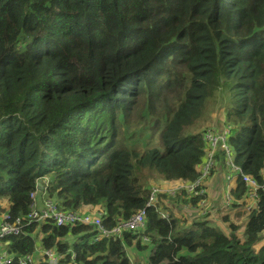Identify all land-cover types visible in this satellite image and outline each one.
<instances>
[{"label":"trees","instance_id":"1","mask_svg":"<svg viewBox=\"0 0 264 264\" xmlns=\"http://www.w3.org/2000/svg\"><path fill=\"white\" fill-rule=\"evenodd\" d=\"M144 116L159 141L139 151L123 126ZM209 125L229 131L234 163L263 184L264 0H0V213L23 225L6 240L11 264H49V249L60 264H264L263 187L253 197L236 175L206 216L184 188L161 187L146 207L159 180L202 176ZM214 158L205 190L230 169L225 149ZM40 183L108 229L143 209L146 224L98 242L89 225L27 224Z\"/></svg>","mask_w":264,"mask_h":264},{"label":"built area","instance_id":"2","mask_svg":"<svg viewBox=\"0 0 264 264\" xmlns=\"http://www.w3.org/2000/svg\"><path fill=\"white\" fill-rule=\"evenodd\" d=\"M229 131L224 130L223 132L215 133L212 130H208L205 133V139L208 142V148H210L208 153V161L205 163V167L203 168L202 176L193 183H186L181 188L187 189L191 195L204 197L205 190L202 186V180L205 176L209 174L211 169L213 168L215 162V151L217 148L221 147L225 149L227 154L226 165L230 168V176L238 175L242 178L243 182L247 187H253L254 193L251 196L256 197L257 190L259 188H264L263 184L257 182L256 179L252 178L250 175L244 173L243 169L234 163L232 156V148L227 143V136ZM47 183V181H46ZM37 192H40L43 197V202H38ZM159 192L158 188L154 189V193L152 194L153 200H155V195ZM31 198L33 200L32 210L27 215L28 223L33 222H45L49 224H54L57 227L64 225H75V224H85L89 225L97 231V234L92 239V242L101 241L104 238L110 237H121L124 230H135L141 227H144L146 224V210H141L131 216L127 221L119 223L117 226L112 229H108L104 225V218L101 216L102 214L95 213H85L79 214L76 212L64 211L61 207L51 198L48 197L46 192V185L39 184L38 191H34L31 194ZM203 201V202H202ZM204 200H201V205L203 206ZM207 214L206 210H202ZM163 216H167L165 213ZM22 219L19 217L16 220H11L9 214L4 215V219L0 223V245L2 244L4 247L0 249V264H11L14 260V257L10 254L8 250L9 242L6 241L9 236L19 235L22 231ZM46 258L49 264H60V257L55 253V251L49 249L45 250L41 255ZM35 261L32 257L27 256L20 260V264H34Z\"/></svg>","mask_w":264,"mask_h":264},{"label":"rangeland","instance_id":"3","mask_svg":"<svg viewBox=\"0 0 264 264\" xmlns=\"http://www.w3.org/2000/svg\"><path fill=\"white\" fill-rule=\"evenodd\" d=\"M217 115H219V113ZM219 116H221V115H219ZM132 120H134V121L129 126H126V125L123 126L124 127V133H125V142L130 148H134V149H137L139 151H145L149 148H152V147L158 145V141H159L158 136L153 135V128L149 122V116H144L143 120H139L136 118H134ZM207 129L212 130V126L209 125V127ZM218 131H219V129H218ZM204 167H205V165H204ZM45 179L48 182L49 178L46 177ZM231 183L233 184V186L236 185L235 181H232ZM183 185H185V184L184 183L173 184V183L167 182L165 180H159L157 182V184L152 188L151 194L154 193L155 188H158L159 192L161 190L160 187L178 188L177 191H179ZM1 203L5 209L8 208V202L6 199L1 200ZM237 209H243V208L241 207V205H239V206H237ZM2 214L3 213H0V221L2 220ZM200 214H201V216H206V213L204 211H202ZM4 215H3V217H4ZM214 215H213V217L215 220L217 218H219V216H220L219 219H222V221L225 223V221L222 218V215H223L222 212H221V215L220 214L218 216H214ZM234 217H236L235 214L232 216V218H234ZM211 219H212L211 224L220 226L222 229L225 230L224 224H217V222L213 218H211ZM235 221L237 223H240L241 225H243L244 224L243 221H246V216H244V217L240 216L239 219H235ZM239 235H241V232ZM263 246H264V243H260V245L258 247L262 248ZM135 257H137L139 260L142 259V257L138 256V255H135Z\"/></svg>","mask_w":264,"mask_h":264},{"label":"crops","instance_id":"4","mask_svg":"<svg viewBox=\"0 0 264 264\" xmlns=\"http://www.w3.org/2000/svg\"><path fill=\"white\" fill-rule=\"evenodd\" d=\"M224 131V130H223ZM222 132V131H221ZM225 167V166H224ZM219 168L217 170V172L215 173V171L211 174V176L209 178H207L203 184L206 187L205 190V196H204V203L203 206H205L208 210L212 205H215V203L217 202L216 206L218 207H222L221 202H223V198L224 196H229L230 194V189L233 187V184L231 183L232 181L235 180L236 175H232L231 178H228L231 174L229 172L230 169L226 168ZM47 180H44V182L46 183ZM186 184V183H184ZM160 189L162 190V188L160 187ZM182 189V188H181ZM160 190V192H161ZM178 190V188H165V191L175 194V192ZM225 192V193H224ZM167 196L163 197V200H165ZM209 197V198H208ZM187 210L185 212H194L196 209L193 208H186ZM221 210H224V208H221ZM220 210V211H221ZM219 212H213L215 215L214 216H218ZM241 209H237L236 210V216L240 213ZM227 212V211H226ZM228 213V212H227ZM96 214V213H95ZM214 219V217H212ZM220 218V216H219ZM217 218L215 221L217 222V224H221L223 221L222 219ZM1 223V221H0ZM3 248V245H0V249ZM41 256V254H40Z\"/></svg>","mask_w":264,"mask_h":264},{"label":"bare ground","instance_id":"5","mask_svg":"<svg viewBox=\"0 0 264 264\" xmlns=\"http://www.w3.org/2000/svg\"><path fill=\"white\" fill-rule=\"evenodd\" d=\"M154 205V200L153 197H151V199L147 202L146 207H150ZM4 247V246H3ZM9 247V246H8ZM9 249V248H8ZM31 256V255H30ZM14 257V256H13ZM19 259V258H18ZM47 261V260H46ZM19 263V262H18ZM41 264V263H40Z\"/></svg>","mask_w":264,"mask_h":264},{"label":"clouds","instance_id":"6","mask_svg":"<svg viewBox=\"0 0 264 264\" xmlns=\"http://www.w3.org/2000/svg\"><path fill=\"white\" fill-rule=\"evenodd\" d=\"M203 199H204V197H203Z\"/></svg>","mask_w":264,"mask_h":264}]
</instances>
